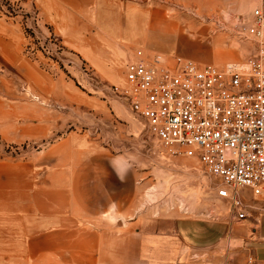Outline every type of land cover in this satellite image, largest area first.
I'll return each mask as SVG.
<instances>
[{
  "label": "crops",
  "instance_id": "0c3cea01",
  "mask_svg": "<svg viewBox=\"0 0 264 264\" xmlns=\"http://www.w3.org/2000/svg\"><path fill=\"white\" fill-rule=\"evenodd\" d=\"M22 2L36 9L39 27L50 30L64 51L80 57L112 84L123 81L120 45L140 44L150 51L170 52L152 45L149 31L175 35L180 54L200 58L194 49L197 44L169 27L156 10L126 6L122 11L121 0ZM258 7L264 12V0ZM17 25L0 21L1 31L15 30L12 46L16 50L22 43ZM88 104L97 111L105 109L102 102ZM113 110L118 116H130L118 103ZM114 156L97 142L69 133L28 162L1 163V220L7 222L2 234L6 233L7 241L11 207L18 223L11 234L16 230L31 239L24 252L41 254L43 248L54 246L58 253H70L72 264H245L248 254L264 264V200L252 197L247 217L239 222L215 207L210 217L169 216L167 212L138 216L135 182L121 171ZM23 207L31 211L32 223L22 227L19 212Z\"/></svg>",
  "mask_w": 264,
  "mask_h": 264
},
{
  "label": "rangeland",
  "instance_id": "374dc122",
  "mask_svg": "<svg viewBox=\"0 0 264 264\" xmlns=\"http://www.w3.org/2000/svg\"><path fill=\"white\" fill-rule=\"evenodd\" d=\"M259 1L121 0L120 6L122 11L126 6L159 11L169 27H175L197 44L194 49L200 58L180 54L175 35L149 31L150 43L170 51L165 54L180 55L202 64L223 65L245 59L251 46L222 31L219 23L230 22L233 15L249 19ZM31 8L25 7L22 0H0V21L17 23L22 31L21 48L16 50L12 46L15 30H0V164L28 162L69 133L85 136L97 142L100 149L115 155L121 171L128 173L131 180L133 177L136 215L156 217L167 212L169 216L210 217L214 216L210 213L215 207L229 216V204L216 196L219 181L207 175L196 160L167 155L140 119L116 115L113 109L120 103L104 91V86L114 82L97 72L98 77L73 53H55V47L47 40L48 29L31 28L24 14ZM56 43H60L57 38ZM81 62L90 67L98 84L84 75ZM88 102H102L105 109L97 111ZM121 109L126 113L123 106ZM44 123L48 124L46 133ZM23 128L27 132H22ZM239 195L244 202L253 199L246 190H240ZM16 215L10 207L7 241L6 233L2 234L7 222L1 220L0 201V264H72L71 254L58 253L54 246L43 248L41 254L24 252L31 239L16 230L11 234L13 228L18 229ZM19 215L22 227L32 223L30 210L20 208Z\"/></svg>",
  "mask_w": 264,
  "mask_h": 264
},
{
  "label": "built area",
  "instance_id": "2783aa9c",
  "mask_svg": "<svg viewBox=\"0 0 264 264\" xmlns=\"http://www.w3.org/2000/svg\"><path fill=\"white\" fill-rule=\"evenodd\" d=\"M24 14L31 28H40L35 8ZM219 26L251 46L245 59L201 64L123 44V81L104 91L143 122L167 155L194 159L218 180L216 196L229 204L231 221L239 222L248 208L240 190L264 200V12L254 8L249 19L233 15ZM48 32L55 53H64ZM81 64L98 84L90 67ZM245 264H257L255 257L248 254Z\"/></svg>",
  "mask_w": 264,
  "mask_h": 264
}]
</instances>
